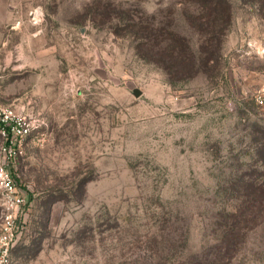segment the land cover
<instances>
[{
    "label": "rangeland",
    "instance_id": "obj_1",
    "mask_svg": "<svg viewBox=\"0 0 264 264\" xmlns=\"http://www.w3.org/2000/svg\"><path fill=\"white\" fill-rule=\"evenodd\" d=\"M231 2L220 59L192 74L158 38L204 56L198 0H0V102L35 126L12 264H264V227L214 258L224 188L264 159V2ZM4 212L0 194V231Z\"/></svg>",
    "mask_w": 264,
    "mask_h": 264
},
{
    "label": "trees",
    "instance_id": "obj_2",
    "mask_svg": "<svg viewBox=\"0 0 264 264\" xmlns=\"http://www.w3.org/2000/svg\"><path fill=\"white\" fill-rule=\"evenodd\" d=\"M198 1L201 4L203 14L195 18V23L199 34L204 39L201 46L204 56L197 58L192 51L193 48H191L193 44L182 33L163 29L158 38L159 43L168 42L170 46L169 53L163 55L161 62L167 66L175 64L184 68L188 67L192 74L199 69L198 60L202 66L209 68L210 63L220 59L223 38L233 22L232 0ZM257 1L264 2V0ZM188 19L190 20L191 17ZM140 31L145 34L143 45L149 43L148 48L151 49L153 36L151 23L146 21L142 23ZM168 68L170 69V67ZM259 133L261 138L255 137L254 139L257 146H260L256 149L257 155L264 157V128L261 127ZM261 160L262 169H249L251 173L238 175L236 180L228 182L224 188L234 201V205L231 209L226 208L219 213L221 219L218 224L221 229V238L217 245L215 260L227 258L225 257L228 255L227 251L232 254L230 258L237 255L241 251L240 249L246 245L249 231L264 227V159ZM29 203L30 198L28 197L27 204Z\"/></svg>",
    "mask_w": 264,
    "mask_h": 264
},
{
    "label": "built area",
    "instance_id": "obj_3",
    "mask_svg": "<svg viewBox=\"0 0 264 264\" xmlns=\"http://www.w3.org/2000/svg\"><path fill=\"white\" fill-rule=\"evenodd\" d=\"M30 15L37 23L43 10L38 7ZM34 129L31 119L0 102V194L5 208L0 231V264H12L18 242V216L28 203V197L17 184L13 167L26 154Z\"/></svg>",
    "mask_w": 264,
    "mask_h": 264
}]
</instances>
